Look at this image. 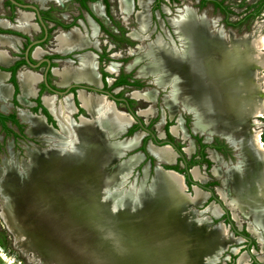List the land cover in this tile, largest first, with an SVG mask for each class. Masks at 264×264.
I'll return each instance as SVG.
<instances>
[{
    "label": "bare ground",
    "instance_id": "bare-ground-1",
    "mask_svg": "<svg viewBox=\"0 0 264 264\" xmlns=\"http://www.w3.org/2000/svg\"><path fill=\"white\" fill-rule=\"evenodd\" d=\"M150 2L151 0H139V4L143 6L137 14L139 29H143V53L136 57L133 64L141 65L143 59H152V62L144 66L142 63L138 73L145 77L155 75L153 82L160 86L159 88H170L164 97L165 104L172 114L175 113L178 104L192 114L195 121L194 132L207 129L210 134H219L233 143L236 141L240 144L239 166L228 169L231 184L226 185L227 179H224L227 188H219L217 191L228 203L235 220L241 222V216L253 219L252 222L247 221V229L260 239V254L257 256L264 261V238H262L264 145L260 138V130L264 124L256 118L264 117V101L260 99L262 89L258 76L259 67L264 68V52L261 51L264 49V38L258 34V30L236 38L234 32L216 28V19H210L205 13L200 16L196 13V9L186 5L169 18V23L180 42L179 45L170 33L165 34L167 39L158 34L152 41L146 43L151 35V14L148 11ZM121 3L126 7L130 2L121 0ZM164 11L169 12L167 8H164ZM133 34L139 35L137 32ZM58 39L61 45L82 42L76 33L71 37ZM166 56H172L175 60L168 68L164 66ZM95 69L93 56L84 54L78 67L62 68L56 70V74L61 84L70 80H84L93 84L98 82ZM108 69L114 72L116 67L111 64ZM4 78V74L0 73V96L8 94L7 87L3 85ZM38 81L39 76L31 71L20 75L21 100L28 95H34V86ZM80 92L81 107L89 112L90 118L81 117L79 123L65 118L66 110L71 107L69 102L57 108L50 97L44 96L45 105L59 123L58 131L49 127L41 116L33 117L22 113L23 120L30 124L28 129L30 135H40L47 138L46 141L54 143L53 147L46 149L33 144V147L26 146L27 157L21 162L26 173L17 178L28 192L32 188V192L29 193L31 196L26 194L32 205L49 204L53 206L60 219L57 228L61 232L58 243L62 253L55 259L56 261L43 255L47 257L45 263L100 264L96 261V257H99L98 236L99 239H109L106 248L112 252L110 237L114 233L107 227L106 221L98 216L100 204L106 203L110 213L121 216L123 213L133 212V205L143 202V214L156 215L159 219L156 223L143 225V258L147 261L145 264L171 262L195 264L198 253L203 251V240L199 238L198 241H194L197 231L190 220L178 224L176 219L183 217L190 205L200 203L207 198V193L195 187L194 194L189 192L192 194L189 196L182 175L174 171H166L159 165L155 166V175L151 177L152 181L150 180L148 186L144 178L139 187L132 186L128 190L124 189L125 180L121 185H113L115 180L120 181L119 169H121L113 162L129 151L135 150L143 138V133L139 132L123 141H110L133 125V118L101 96H88L84 91ZM157 93L156 90H135L132 96L138 100L154 102ZM154 112L153 106L139 110L141 115H151ZM180 119L177 120V125L171 127V133L188 140L189 137ZM188 143L190 144L185 147V151L190 154L194 146L191 140H188ZM149 151L162 163L172 164L176 156L169 145L156 147L150 144ZM138 154L128 156V159L120 165L123 167L130 165L131 168L135 163L140 164L142 154ZM133 156H140V159L137 158L136 161L134 158L132 161ZM212 157L217 159L213 152ZM214 172L221 175L219 164L215 166ZM191 173L197 180L205 179L196 166L192 168ZM11 180L14 181L15 178ZM0 198L3 199L1 190ZM22 203L18 201L17 206L20 207ZM212 204L220 209L218 215H213L219 216L222 212L221 208L215 203ZM2 208L0 214L4 224L7 223L15 233L18 248L26 252L32 247L41 252L46 245L56 244L57 241L52 238L48 244L43 240L41 245L34 236L28 239L23 237L21 229H25V226L22 223L21 213L12 212L5 202ZM193 209L197 212L194 207ZM42 220L46 221L47 218L43 217ZM32 222L41 228L47 227L45 222H35V220ZM222 225L226 224L220 223L213 228ZM174 232L181 235L180 249L173 242L171 233L175 234ZM46 234L49 237L52 235L48 229ZM189 234L193 239L188 238ZM222 236L225 239L230 237L224 227H222ZM49 248L47 252L53 251L51 248L54 247ZM186 248L188 255L193 253L188 258L181 253V250L185 252ZM106 259L110 261L109 258ZM217 259L218 256L215 257V261ZM29 260L33 264H42L38 256L30 257ZM248 261L244 252L239 257L238 263L248 264Z\"/></svg>",
    "mask_w": 264,
    "mask_h": 264
},
{
    "label": "flooded vegetation",
    "instance_id": "flooded-vegetation-1",
    "mask_svg": "<svg viewBox=\"0 0 264 264\" xmlns=\"http://www.w3.org/2000/svg\"><path fill=\"white\" fill-rule=\"evenodd\" d=\"M212 1L216 5V1ZM129 2L128 6L123 7L121 0H0V73L4 74L3 85L8 89V94L0 96V131L2 133L0 151L5 150L4 145L8 139L12 141L7 144V151L13 155L18 153L17 145L20 140L23 142L27 140L29 143L30 140L26 138L29 135L28 127L23 129L24 127L21 125L22 123L28 124L23 120L22 113L33 117L45 114L48 124L54 126V117L44 106L43 96L50 97L57 108H61L64 103L69 102L71 107L68 111L66 110L65 118L79 123L81 114L84 115V109L80 106V89L78 86L72 85L84 80H70L61 84L56 70L78 67L81 63V54L86 50H89L88 54L94 58L98 82L93 84L101 87L100 93L102 92L106 97L114 100L115 106L122 111L131 113L139 108L135 106L134 101L138 99L134 98L132 93L139 90L136 88L143 87L141 84L143 76L138 74L139 67H136L133 62L143 53V29H139L137 19V14L143 9V6L139 4V0H129ZM202 2L204 0L199 1L198 12L201 10ZM160 5H157L156 1L154 7L159 8ZM216 20L219 26H224L225 31L235 33L241 31L243 20L241 18L236 22L228 23L226 20L224 23ZM134 32L139 35H134ZM74 33L81 38L82 42L61 45L58 38L71 37ZM111 64L116 67L114 72L108 69ZM29 71L37 74L39 81L34 86V95H28L24 100H21L20 75ZM109 79L112 81L109 82ZM69 86L71 88L67 91ZM86 92L94 93L96 90L88 88ZM147 118L149 117L142 118L141 116L143 127L136 120L128 128L126 135L131 136L134 133H131L134 128L143 130V152L145 153L143 178L148 184L155 168L153 159L148 158V153L151 154L148 150L149 142L158 147V139L166 138L168 141H173L179 149L182 147L174 140L169 139L167 133L164 136L160 128L165 124V119L163 122L160 121L161 125H159V123L155 124L153 119ZM170 119L175 120V118ZM184 128L191 135L189 129ZM192 132L194 131L192 130ZM198 132L200 136H204L201 131ZM174 136L184 139L181 136ZM33 140L43 146L52 144L42 136H35ZM204 142H206L205 138ZM209 146L216 149L220 155L219 157L212 150L211 153L209 152L214 163L220 161V158L228 165L235 163L237 156L234 152L235 149L226 141L224 145L213 142ZM212 152L215 153L217 159L212 157ZM185 153L187 156L193 155L195 147L192 153L189 154L186 151ZM172 164H175V159ZM188 164L190 165L189 160ZM212 166L211 164L207 166L209 178L200 167H196L205 176L204 180L198 181L207 180V186L216 194L218 183L221 185V176L214 172L215 166L213 169ZM225 179L227 182L231 180L229 175ZM187 190L190 192L188 188ZM215 197L216 195L211 196L210 199L213 200ZM222 216L228 220L230 214L224 213Z\"/></svg>",
    "mask_w": 264,
    "mask_h": 264
},
{
    "label": "rangeland",
    "instance_id": "rangeland-1",
    "mask_svg": "<svg viewBox=\"0 0 264 264\" xmlns=\"http://www.w3.org/2000/svg\"><path fill=\"white\" fill-rule=\"evenodd\" d=\"M199 1L200 0H176V1L163 0L160 7L157 8V7H154V5L156 4V0H151L149 4L150 6L148 7L149 8L148 11L150 10V12H152V14L150 13L151 14L150 16L151 17V26H150L151 35H150V40H147L146 43L152 41L158 34L162 35L163 37L167 39V35L165 34L170 33L172 34L177 44L179 45L180 42L177 40L176 34L173 31V27L169 23V18L177 14L178 13L177 10L182 9L186 5L198 9ZM215 1L217 2L222 1L225 9H222L221 6L214 5L212 0H204V2H202V5H201L202 7L199 13L200 14L205 13L206 16L209 17L210 19H213V20L218 19V22H223V23L225 20L227 23L230 21L236 22L237 19L241 18L243 19L242 25H241V31H239L236 34H243L244 32L252 33L255 30H258L259 31L258 34L262 38H264V7L262 8L259 14H255L260 3L263 2L264 0H215ZM164 8H167L169 12L164 11ZM216 24L217 25H215V27L219 28L218 23ZM261 51L264 52V49H261ZM164 58H165L164 66L167 68L171 67V64L175 62L174 57L172 56H169V57L166 56ZM150 59L151 58L143 59V62H141V65L143 63V66H144L148 64L149 62H152V59L151 60ZM141 65H136V67H140ZM258 72H259V75H258L259 83L262 89V92H261L262 97H260V99L264 101V76H263L264 68L259 67ZM154 79H155V75H148L147 77L143 76V83H141L143 87L136 88V89L144 90V91L156 90L158 92L156 101L149 102V101H142V100H137V101L134 100L135 106L143 109L148 106L151 107V105H153V108L155 109V112L153 114L151 115H141L140 114V115L143 117H149L147 119H153L155 124H158L160 121L163 122L165 119L166 122L165 124L161 126L160 129L165 130L168 138L171 140H174L180 147H185V146L187 147L190 144L188 143L189 138L188 140L176 138L169 130L171 125L174 126V124H178V122L176 123L177 117L181 113L185 120L184 127L189 129L192 135V138H195V141H197L195 142V146L192 143V145L195 147V153L191 156H187L186 153L185 155L187 159L189 160V162H191L190 166H194V165L199 166L202 169V171L206 174V176L208 177L209 176V173L207 171L208 164H211V165L215 164L214 161L210 158V154L207 150L208 147H210L209 146L210 143H207V142L203 143L205 134L204 136H200V134H198L199 133L198 131L192 132L193 130L192 122L194 120L193 115L187 112L186 110H184L181 104H178V107L175 110L174 114L171 113V110L167 107V105L164 102V97L168 94L169 92L168 90H170V88L169 87L167 89L159 88L160 86L156 85L153 82ZM84 115L90 116V114L87 115L85 110H84ZM170 118H175V120H171ZM256 118L261 120L262 123L264 124V117H256ZM53 122H54V126L56 128H59V126L57 125V121L55 119L53 120ZM250 124L252 123L250 122ZM159 125H161V123H159ZM22 126L24 127L23 129H26V127L28 126L30 127V124L22 123ZM154 129L159 130V128L157 127H154ZM136 130L138 129L134 128V131ZM240 134L241 133H239V135ZM0 136H2L1 131H0ZM27 136L28 137L26 138L28 140L34 141L33 139L35 138V136H40V135L31 136L29 134ZM211 137L213 138L211 143L215 142L216 144H219V145L225 144V139L219 136L218 134H211ZM260 138L264 145V126L261 127V130H260ZM11 141H12L11 139H8L6 141V144L4 145L5 150L0 151L1 152L0 159L4 156L10 157V154L7 151L6 146ZM19 142L20 143L17 145L18 153L14 154L13 158L21 160L22 158L27 157V155L25 154V151H26L25 147L26 146L33 147V146L32 144L28 143L27 140H25L26 143L21 140ZM142 147H143V141L140 147H138L136 150L129 151L128 154H132L133 152L137 150H141ZM234 152L236 153L237 151L234 150ZM139 154H142V153H139ZM142 157H143V154H142ZM149 157L153 159L154 161L153 165H155L156 159L151 154L148 153V158ZM134 158L136 159V161H138L140 159V156H133L132 161ZM237 158L238 156H236L235 162L237 161ZM127 159H128V156L123 155L115 159V161L113 162L114 165L116 164L121 169H119L120 170V181L115 180L112 184L121 185V182L125 180L124 189L128 190L132 186L139 187L140 184L143 183L144 162L143 163L141 162L140 164L135 163V165H133L131 168H129L130 165L128 167L121 166L120 164L124 163V161ZM182 165H183V161L181 160V157H179L178 162L173 166L179 167L180 172H184L185 168ZM220 165L222 167L221 171L224 172L226 170V167L224 166V162L221 161ZM166 166L170 167L168 165ZM118 175H119V172H118ZM154 175H155V171L153 172V177ZM149 180H150V177H149ZM150 183L148 184L146 183V185L148 186L150 185ZM230 184H231L230 181L226 182V185L230 186ZM217 186H221V185L218 183ZM188 189L190 192H193V187H192L191 182L190 183L188 182ZM186 192L187 194H189V196H192V194H194V192L190 194L187 188H186ZM206 199L207 198H205L200 203L190 205L184 212L183 217L180 216L179 218L176 219L178 224L181 222L183 223V221L186 222L187 220H190V222L192 223V226L197 231L194 241L195 242L198 241L199 238H202L203 240L202 246L204 248H203V251H200L198 253V257H197V260L195 261V264H239L238 263L239 257L244 252L246 253L249 259L248 264H255L254 263L255 261L253 260L248 250L249 239L245 238L239 233H236L235 229L230 227L229 221L224 219L226 222L225 226L222 225L220 227L213 228L214 226L218 224L219 220L224 218V216L220 218H215L213 214L218 215L220 212V209L216 205L212 204L206 210L205 207L211 201V199L207 201ZM2 201L3 199L0 198V212H2L3 210L2 208L3 203H1ZM133 202H136V201H133ZM133 206H134V210H136L135 212L133 210V212H126V213H123L121 216L115 215L112 213H110V215L105 216L99 212L100 218H103L108 224L107 227H109L114 232L113 235L110 237V245L112 246L111 248L112 252L106 248L107 243H109L108 241L109 239L108 238L99 239V248L101 250V256L105 258H109L110 261H112V263L109 261L108 264H145L147 263L146 259L143 258V225L151 224L154 222L156 223V221L158 222L159 219L156 215L143 214V204H138V205H133ZM136 207L138 208L136 209ZM193 207L197 210V212L194 211ZM248 218H244L243 216H241V222L238 220H235V222L233 221V223L236 225V222H237V224L240 225L239 227H242L240 232L243 233L244 235L250 236V233L247 231V228H246L248 225L247 223ZM251 220L253 219L251 218L249 221ZM4 223H5L4 219L2 218V215L0 214V234L6 237V244H7V249H4L0 245V256L2 260L4 261V264H20L21 261L23 262V264H33L30 260H29L30 262L28 261V258L24 256L18 248L14 246L12 236L9 234V232H7L6 228L4 227ZM200 223H203V224L201 226H198ZM222 227H224L227 234L230 236L227 239H225L222 236ZM235 228L238 229V227L236 226ZM219 232L221 233V235H219ZM262 232H263L262 237L264 238V231L262 230ZM174 233L175 234L171 233V236L174 238L173 242L180 249L182 248L181 242H180L181 235L178 232H174ZM41 234L43 233H40V236H43ZM188 236H189L188 238L193 239L190 234ZM250 249L251 250L254 249L255 257L260 254L259 253L260 244L257 242L256 238H252V242L250 243ZM183 252L184 250L182 249L181 253L183 254V256L187 258L192 256L193 254L191 252V255L190 254L188 255L187 248L185 250L187 256L185 255V252L184 253ZM216 256H218V259L215 261ZM178 263L179 262H175V263L171 262L170 264H178ZM165 264H169V263H165Z\"/></svg>",
    "mask_w": 264,
    "mask_h": 264
},
{
    "label": "water",
    "instance_id": "water-1",
    "mask_svg": "<svg viewBox=\"0 0 264 264\" xmlns=\"http://www.w3.org/2000/svg\"><path fill=\"white\" fill-rule=\"evenodd\" d=\"M196 9V8H194ZM150 11V10H149ZM152 14V12H150ZM196 13L198 15H202L198 12V9H196ZM220 28H223L224 29V26H219ZM246 33H249V32H244L243 34H236L234 32V35L236 38H241L244 34ZM90 53L89 50H86L84 51L82 55L84 54H88ZM155 80V79H154ZM110 82V81H109ZM72 86H78V88L80 89V91H84L87 95H94V96H101L103 98H105L106 100H108L109 102H112L114 105H115V102L114 100L106 97L105 94H103L102 92L100 93V91H102L101 87H98L96 84H92V83H89V82H86V81H81V82H78ZM71 88V86H69V88L67 89V91ZM88 88H92L94 90H96V92L94 93H87V89ZM60 93H63L60 91ZM112 95V94H111ZM260 97H262V95H260ZM44 98V96H43ZM43 98H42V102L44 104V106L49 110V112L52 114V116L54 117V119L56 120V117L54 116V114L52 113V111L49 109V107H47L43 101ZM80 106H81V103H80ZM142 109V108H138L136 109L135 112H127L134 120V122L137 120L139 121L140 125L143 127V121L141 120V115L139 114V110ZM85 110V109H84ZM86 111V110H85ZM86 113L89 115V112L86 111ZM43 120L45 121V123L51 127L53 130L55 131H58L59 128H56L54 126H52L51 124H48L47 122V119H46V116L45 114H39ZM81 117H85V118H90L89 116H85L83 114H81L80 118ZM142 118H144L142 116ZM181 118L182 119V122H183V125H184V117L183 115L180 113L179 116L177 117V120ZM194 118V116H193ZM57 121V120H56ZM26 122V121H25ZM195 121L193 120V123ZM57 125L59 126V123L57 121ZM132 126V125H131ZM130 126V127H131ZM28 129H29V126L27 128V133H28ZM170 132H171V126L169 128ZM163 131V134L164 136L166 135V131L165 130H162ZM128 132V128L125 130L124 133L120 134L119 136L115 137V138H111L110 141L112 142H117V141H123V140H127L133 136H135L137 133L141 132L143 133V130L142 129H138L136 131H134V133L131 135V136H127L126 133ZM202 134H205V141L207 143H211L212 142V137H211V134L209 133V130L205 129L203 130ZM188 137H189V140H191V142L193 143V145L195 146V139L190 137V135L187 133ZM219 135V134H218ZM32 136V135H31ZM153 136L156 138L155 134L153 133ZM221 136L222 138L225 139V141L230 145L232 146L237 152H236V155L238 156V150L240 148V144L238 142H231L227 137L225 136H222V135H219ZM45 138V137H44ZM161 138V137H159ZM182 139V138H181ZM142 141H143V138L140 140V143H139V146L140 147L142 145ZM30 144H33L35 146H38L40 148H43V149H46V148H50V147H53L54 144L52 143L51 145H47V146H43V145H40V144H37L35 141H32L30 140L29 141ZM152 144V142H149V145ZM149 145H148V150H149ZM166 145H169L172 147V149L175 151V164L178 162V158L181 157L182 158V161H183V165L184 168H185V171L184 172H180L179 170L175 169V168H172V167H167L166 165L168 166H173L175 164H170V163H162L161 161L159 160H156V163L154 166H157L159 165L160 167H162L164 170L166 171H174L176 173H179L180 175H182L183 177V180H184V184L186 185V187L188 188V182H191L192 183V187H193V191H194V188L195 187H198L199 189H201L203 192L207 193V199H210L211 196H215V199L211 200L208 205L205 207L206 210L207 208L212 204V203H215L217 205H219V207L221 208L222 212L219 216H216L215 218H220L222 217V215L224 213H228V215L230 214L229 216V223H230V227H232L233 229H235V232L236 233H239L240 235L244 236L245 238H248L249 239V244H248V250L250 252V255L252 256L253 260L255 262H257L258 264H264L263 261H261L259 259L258 256L255 257V253L253 252V250L250 249V243L252 242V238H256L251 232L247 231L250 233V236H247V235H244L243 233H241V228L242 227H239V225L237 224L236 222V225L233 223V221L235 222V219H234V216H233V212L232 210L228 207V205L223 201V199L218 195V187L219 188H226L225 187V183H224V179L228 177V169L230 168H234L236 166H239V157L237 158V161L235 163H231V164H227V163H224V166L226 167V170L224 172L221 173V186H217L216 188V194L213 190L209 189V187L206 185V181H198L197 179L194 178L193 174L191 173V170L194 166H197V165H194V166H190L188 164V159L186 158V155H185V151H184V148L185 147H182L181 149H179L175 143L173 141H168L166 138H161V139H158V146L162 147V146H166ZM137 147V148H138ZM136 148V149H137ZM135 149V150H136ZM208 152H210L211 150L214 151L219 157L220 155L217 153L216 149L214 148H211V147H208ZM136 153H142L143 154V157L145 158V153L142 151V150H137L135 152H133L132 154H126L127 156H131L133 154H136ZM13 154L10 153V157L8 156H4L0 159V190H1V194L3 196V201L1 203H6L7 206L9 207V209L12 210V212H15L16 213H21V216H22V220H23V224L25 226V229H21L22 231V235L23 237L27 238L31 236H34L35 238L38 239V242L42 245L41 242L46 241L47 244H48V241H50V239H54L56 240V244L53 243L52 245L48 244L46 245V248H42L41 252L30 247L29 248V251H24L20 248H18L16 246V235L15 233L10 229V226L6 223V225L4 224V227L8 230V232L10 233V235L12 236V240H13V244L16 248H18L20 250V252L26 256L28 258V261H29V258L30 257H33V256H38L40 257V261L42 264H46V260H47V257H44L43 255H46L48 256L49 258L53 259L54 261H56L55 259L58 258V256L61 255V251H62V248L60 247V244L58 243V240L61 239V232L60 230L57 228V226L59 225V222L60 219H59V216H58V213L56 211H54V208L53 206L49 205V204H45L44 205H40L39 204H35V205H32V201L30 200L29 202V198H27L28 195H30L29 193L32 192V188H31V191L28 192V190L26 189L25 186H23L18 180V176H22V175H25V169L22 167V164L21 162L26 159L25 157L22 158L21 160H18V159H15L13 158ZM5 161H7V164H5ZM11 161V163L9 162ZM222 161V159L220 158V162ZM220 162L219 163H216L212 166V169L214 168V166L216 164H219V168L221 169V165H220ZM148 164L152 167L151 163L148 162ZM199 167V166H198ZM226 175V176H224ZM15 178L14 181H12L11 179ZM192 193V192H190ZM31 196V195H30ZM18 201H22V205L20 207L17 206V202ZM143 204V202H142ZM22 207V208H21ZM138 207H136L137 209ZM142 209V208H141ZM21 210H25L24 212H20ZM136 210H134L135 212ZM102 213L103 215H110V209L109 207L106 205V203H103V204H100V209L98 210V213ZM109 213V214H108ZM99 216V215H98ZM45 217L47 218L46 221H43L42 218ZM251 218H248V220H250ZM40 221V222H45L47 226L46 228H41L40 226H36L34 222L32 221ZM31 221V222H29ZM220 223H224L226 224L224 218L219 220L218 224ZM217 224V225H218ZM36 226V227H34ZM238 227V229L235 228ZM52 228V229H51ZM247 228V227H246ZM37 229V230H36ZM46 229H48L50 232H51V237H49L47 234H46ZM40 233H43L41 235L43 236H40ZM39 234V235H38ZM263 238V237H262ZM257 242L259 243V239L256 238ZM264 240V239H263ZM97 249H98V255L99 257H96V261L97 263H100V264H108L106 263L107 261H109L108 259H106L105 257H102L101 256V250L99 248V236H98V240H97ZM43 247V246H42ZM49 247H54V248H51L53 251H49L47 252V250H49L50 248ZM53 252V253H52ZM30 262V261H29ZM48 264V263H47Z\"/></svg>",
    "mask_w": 264,
    "mask_h": 264
},
{
    "label": "trees",
    "instance_id": "trees-1",
    "mask_svg": "<svg viewBox=\"0 0 264 264\" xmlns=\"http://www.w3.org/2000/svg\"><path fill=\"white\" fill-rule=\"evenodd\" d=\"M157 1V5H160V3H161V1H163V0H156ZM216 5L217 6H221L222 7V9H225V7L223 6V3H222V1H216ZM264 7V1L263 2H261L260 3V5H259V7H258V9H257V11L255 12V14H259L260 12H261V10H262V8ZM83 108V107H82ZM84 109V108H83ZM22 125V124H21ZM132 132H134V129H132V131H131V133ZM141 150H143V147L141 148ZM143 163V162H142ZM190 164H191V162H190ZM171 167V166H170ZM172 168H175V169H177V170H179L180 171V169H179V167H177V166H172ZM185 171V170H184ZM190 183V182H189ZM227 221H229V220H227ZM7 230V229H6ZM7 232H8V230H7ZM10 234V233H9ZM249 236V235H248ZM0 245H1V247H3L4 249H7V244H6V237L5 236H3V235H1L0 234ZM255 264H258L257 262H254ZM0 264H4V261L2 260V258H1V256H0ZM20 264H23V262L21 261V263Z\"/></svg>",
    "mask_w": 264,
    "mask_h": 264
},
{
    "label": "crops",
    "instance_id": "crops-1",
    "mask_svg": "<svg viewBox=\"0 0 264 264\" xmlns=\"http://www.w3.org/2000/svg\"><path fill=\"white\" fill-rule=\"evenodd\" d=\"M139 162H143V157H142V159L139 161ZM255 236V235H254ZM256 237V236H255ZM256 238H258V237H256ZM259 239V238H258ZM259 241H260V239H259ZM261 242H259V244H260ZM260 246H261V244H260ZM262 261V260H261ZM264 262V261H263Z\"/></svg>",
    "mask_w": 264,
    "mask_h": 264
}]
</instances>
